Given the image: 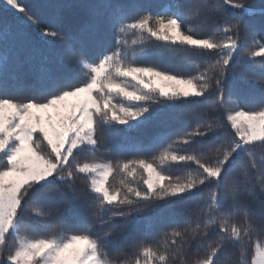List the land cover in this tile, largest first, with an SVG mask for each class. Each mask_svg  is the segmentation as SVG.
<instances>
[{"label":"snow or ice","instance_id":"1","mask_svg":"<svg viewBox=\"0 0 264 264\" xmlns=\"http://www.w3.org/2000/svg\"><path fill=\"white\" fill-rule=\"evenodd\" d=\"M5 4L13 21L0 18V264H168L169 248L187 253L214 237L195 264H218L254 225L264 231V160L253 155L264 150V3ZM69 7L79 23L66 19ZM129 31L202 67L186 74L147 48L129 52ZM24 47L31 79L21 75ZM125 247L138 250L131 260L118 254Z\"/></svg>","mask_w":264,"mask_h":264},{"label":"trees","instance_id":"2","mask_svg":"<svg viewBox=\"0 0 264 264\" xmlns=\"http://www.w3.org/2000/svg\"><path fill=\"white\" fill-rule=\"evenodd\" d=\"M20 2L32 6L42 3L44 2V0H20ZM55 2H60L67 5H73L77 3L78 0H55ZM119 2L127 3L128 0H119ZM152 2L154 4H160L167 2V0H152ZM234 3L259 5L261 3H264V0H234ZM5 9L6 6L0 1V18H7L10 22H12L13 17L9 13H6ZM65 16L70 24L79 23L82 18L81 15L78 14L76 10L72 7L65 9ZM44 27L45 24L42 23L40 25V28H44ZM239 39L242 42L245 41L247 39V34L241 32ZM256 39L259 42L264 43V36L257 35ZM125 40L127 41L126 47L129 52L136 51L137 53H139L141 49L147 48L154 54L163 55L166 62L174 66L180 67L181 69L185 70L186 74L188 73L196 74L197 69L202 67L200 61L196 60L195 57L191 56L190 53L184 51L183 49H176L175 51H171L169 49L156 48L155 44H158L159 42L144 40L139 32L129 31L128 34L125 36ZM249 47L254 48L255 45L249 41ZM31 55L32 53L28 50L27 47L21 48L18 51V57L21 62V75L25 79H31L30 60H29V57ZM258 59L259 58H257V60ZM236 67L237 70L258 71V65L248 66V65L237 64ZM17 98L23 99L24 97L18 96ZM184 123H185L184 120L181 118L174 121L173 126L177 129H180L184 126ZM192 127L194 128L195 125H193ZM188 130L191 131L192 129L189 128ZM177 139H179V137H177ZM174 147H176L177 150H181L184 146L178 144V145H174ZM253 155L256 161L264 160V150L257 148L256 151L253 153ZM95 158L112 159V157L108 154L98 155ZM2 164L3 162L0 161V166H2ZM119 180H120L119 176H116L115 178L109 177L110 183L116 186H119ZM135 180L136 181L140 180L139 175L135 177ZM77 183L78 186L83 187V184L80 181H77ZM133 186L134 187L136 186L135 182L133 183ZM209 194H210L209 191L206 190L205 198H207ZM256 203L258 208V202ZM63 209H64L65 217L70 220L76 211V205L71 199H68L67 201L64 202ZM168 215L173 218H176L178 217L179 212L178 210H172ZM216 239H218V237H214L213 240L208 241L207 244L201 243L199 246H193V248L187 253H181L179 251L174 252L172 248H169L168 251L172 252L173 255L170 256L168 260V264H186V262H189V264H195V261L197 259H203L204 253L214 246ZM245 240L246 242L240 245L228 244L227 246H225L217 258L218 264H253V257L255 254L256 247L264 248V231H261L260 229L256 228L254 225L250 237H245ZM162 241H163V237L160 238L161 250H163ZM7 250L8 248L6 247L5 252H7ZM134 251H138V250L131 247H125L118 254L122 261L131 260L133 257L130 255V253ZM149 264H159V262L150 261Z\"/></svg>","mask_w":264,"mask_h":264},{"label":"rangeland","instance_id":"3","mask_svg":"<svg viewBox=\"0 0 264 264\" xmlns=\"http://www.w3.org/2000/svg\"><path fill=\"white\" fill-rule=\"evenodd\" d=\"M0 1L6 6L5 0H0ZM261 251H264V248L256 247L255 254L253 257V264H257V261L260 259L259 253Z\"/></svg>","mask_w":264,"mask_h":264}]
</instances>
